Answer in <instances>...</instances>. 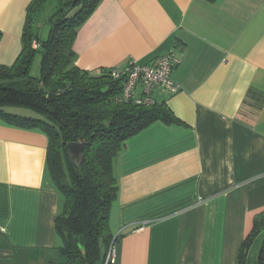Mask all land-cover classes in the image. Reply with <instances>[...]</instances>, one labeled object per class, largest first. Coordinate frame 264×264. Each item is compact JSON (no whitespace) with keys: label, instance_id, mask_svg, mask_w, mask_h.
I'll return each mask as SVG.
<instances>
[{"label":"crops","instance_id":"obj_1","mask_svg":"<svg viewBox=\"0 0 264 264\" xmlns=\"http://www.w3.org/2000/svg\"><path fill=\"white\" fill-rule=\"evenodd\" d=\"M31 1L0 0V64L23 48ZM73 48L93 76L176 57L179 89L153 91L176 120L132 135L115 160L113 264H238L264 212V0H100ZM47 153L42 129L0 122V264H58Z\"/></svg>","mask_w":264,"mask_h":264},{"label":"trees","instance_id":"obj_2","mask_svg":"<svg viewBox=\"0 0 264 264\" xmlns=\"http://www.w3.org/2000/svg\"><path fill=\"white\" fill-rule=\"evenodd\" d=\"M46 1L30 2L23 48L13 64H0V122L22 129L39 128L48 137V168L62 194L56 218L62 246L60 259L54 263L106 264L109 249L118 240L110 228L119 191L115 160L132 135L157 120L169 123L176 117L166 103L144 105L124 100L122 83L109 71L93 76L75 64L73 45L78 28L100 0H72L68 6L65 3L71 0H57L63 9L47 22V34L41 38L37 13ZM35 39L40 41L39 50L32 46ZM36 51L41 53L38 76L30 73ZM70 142L84 146L79 165L69 156ZM238 264H264V212L255 215Z\"/></svg>","mask_w":264,"mask_h":264},{"label":"built area","instance_id":"obj_3","mask_svg":"<svg viewBox=\"0 0 264 264\" xmlns=\"http://www.w3.org/2000/svg\"><path fill=\"white\" fill-rule=\"evenodd\" d=\"M38 45L37 42L34 43L35 47ZM175 65L174 54H164L159 56L153 65L141 66L131 62L124 68H113L110 74L114 80L121 81L124 100H130L135 104L152 105L156 102L153 96L156 88L162 87L170 92H176L179 89L180 86L171 77ZM115 256L116 248L112 245L106 263H113Z\"/></svg>","mask_w":264,"mask_h":264},{"label":"rangeland","instance_id":"obj_4","mask_svg":"<svg viewBox=\"0 0 264 264\" xmlns=\"http://www.w3.org/2000/svg\"><path fill=\"white\" fill-rule=\"evenodd\" d=\"M45 8V7H44ZM44 8L42 10H40L38 14H42V18L40 19L43 24H44V28L48 29V24H47V20H49V18L51 17V15L49 16L48 15V10H44ZM38 17V16H37ZM38 20V19H37ZM39 21V20H38ZM37 21V22H38ZM38 28V27H37ZM43 28V29H44ZM38 31H42V28L39 29L38 28ZM47 34V30L44 32V37L46 36ZM43 36V35H42ZM40 60H41V53L40 51H36V54H35V58L31 64V67H30V73L34 76H38L40 74ZM121 82V81H120ZM16 112H20L21 114H31V112L29 110H26V109H15Z\"/></svg>","mask_w":264,"mask_h":264},{"label":"water","instance_id":"obj_5","mask_svg":"<svg viewBox=\"0 0 264 264\" xmlns=\"http://www.w3.org/2000/svg\"><path fill=\"white\" fill-rule=\"evenodd\" d=\"M71 1H68L65 3V6L70 5ZM63 9V6L58 8L53 14L52 16L49 18V22H52L53 17H55L61 10ZM83 149L84 146L81 142H70L68 143V151H69V156L72 160L73 163H75L76 165H79L82 161L83 158ZM79 239L77 238V241ZM83 243V238H81V249L82 251H84V247L82 245Z\"/></svg>","mask_w":264,"mask_h":264},{"label":"bare ground","instance_id":"obj_6","mask_svg":"<svg viewBox=\"0 0 264 264\" xmlns=\"http://www.w3.org/2000/svg\"><path fill=\"white\" fill-rule=\"evenodd\" d=\"M60 7H62V6H60ZM60 7H59V8H60ZM51 16H52V15H51ZM53 18H54V17H53ZM52 21H53V20H52ZM46 22H49V20H47ZM38 32H39V31H38ZM38 34H39V37L44 38V37H42V32H39ZM35 42H37V43L39 44L37 47L34 46V43H35ZM32 46H33L36 50H39V48H40V41H39L38 39H35V40L33 41ZM112 245L115 246V243H113ZM106 264H108V263H106Z\"/></svg>","mask_w":264,"mask_h":264}]
</instances>
